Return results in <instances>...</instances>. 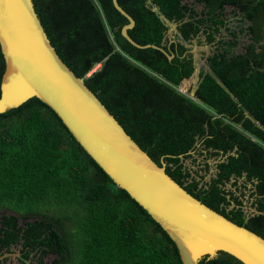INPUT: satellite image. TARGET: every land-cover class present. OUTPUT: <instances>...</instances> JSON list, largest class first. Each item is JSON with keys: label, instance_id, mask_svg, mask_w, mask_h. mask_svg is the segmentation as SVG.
I'll return each instance as SVG.
<instances>
[{"label": "trees", "instance_id": "trees-1", "mask_svg": "<svg viewBox=\"0 0 264 264\" xmlns=\"http://www.w3.org/2000/svg\"><path fill=\"white\" fill-rule=\"evenodd\" d=\"M32 2L60 58L126 133L188 193L264 238V0H194L200 11L183 0H117L134 20L128 35L171 58L130 43L112 0ZM226 5L244 29L228 24ZM161 16L176 22L171 35ZM200 32L214 49L192 82L185 44ZM3 70L0 50V79ZM197 156L217 159L208 178ZM13 247L19 264L49 254L47 264H182L167 233L35 96L0 113V255ZM198 264L244 263L217 250Z\"/></svg>", "mask_w": 264, "mask_h": 264}, {"label": "water", "instance_id": "water-1", "mask_svg": "<svg viewBox=\"0 0 264 264\" xmlns=\"http://www.w3.org/2000/svg\"><path fill=\"white\" fill-rule=\"evenodd\" d=\"M112 3L128 20L121 34L130 43L159 48L172 57L153 43L135 42L127 33L134 25L133 18L117 0ZM172 24L175 29L176 22ZM0 50L4 59L0 113L33 96L48 105L109 178L167 233L182 264H198L202 256L212 257L217 250L244 264H264V238L227 219L173 180L165 172L164 161L157 164L83 78L66 65L47 37L32 0H0ZM10 255L22 259L18 250L3 253L0 259Z\"/></svg>", "mask_w": 264, "mask_h": 264}, {"label": "rangeland", "instance_id": "rangeland-1", "mask_svg": "<svg viewBox=\"0 0 264 264\" xmlns=\"http://www.w3.org/2000/svg\"><path fill=\"white\" fill-rule=\"evenodd\" d=\"M184 2H187L189 4H191L192 7H194L196 10L200 11L202 10V5L200 3L194 2V0H183ZM223 16L226 19V21L228 22L229 25L232 26V28L238 29V28H245L247 26V23L245 22H241L240 17L233 11L232 6L230 5H226L224 12H223ZM164 20V19H163ZM166 22V24L168 25V30H167V34L171 35V33L175 30L173 27L172 22H168L166 20H164ZM222 32H224L222 30ZM202 37H197L194 38L192 41V44H190L189 46H191V51L194 53V58H193V63H194V77L193 79H191L192 82L196 81L197 78V73L199 71V69L201 67L205 68V59L206 56L208 54L211 53V51L214 49V46H211L210 44L207 43H201L202 42ZM237 45L234 47V51L235 52H241L243 51V45L246 44L248 42V33L246 31L240 32L238 33L237 36ZM190 83V81H189ZM196 162L199 164H203V162H207L209 164V168H208V173L206 174L205 178H208L212 172H214V166L213 164L216 162L217 159L215 158H210L208 156H197L196 158ZM239 182H241V179H239ZM229 185V183L227 184ZM241 198L243 199L245 208H248V205L250 203V201L248 200V195L247 192H245L243 195H241ZM251 210V209H249ZM20 223L22 224V221H20ZM13 250H17L16 247H13ZM53 257V255H47L46 257H44L45 263L47 264L51 258ZM7 261L6 264H19L17 258L13 257V256H8L7 257Z\"/></svg>", "mask_w": 264, "mask_h": 264}, {"label": "flooded vegetation", "instance_id": "flooded-vegetation-1", "mask_svg": "<svg viewBox=\"0 0 264 264\" xmlns=\"http://www.w3.org/2000/svg\"><path fill=\"white\" fill-rule=\"evenodd\" d=\"M197 37H202L201 39H202V42L201 43H207L206 41H205V37H204V35L200 32V34H198V35H196V37H193V38H191L190 39V41L189 42H187L185 45H186V47L187 48H189V51H191L192 49H191V46H189L190 44H192V41H193V39L194 38H197ZM207 44H210V43H207ZM211 46H212V44H210ZM191 53H192V57L194 58V53L191 51Z\"/></svg>", "mask_w": 264, "mask_h": 264}]
</instances>
